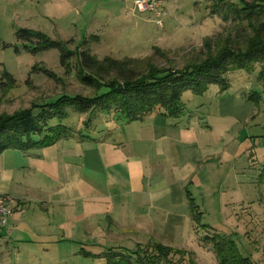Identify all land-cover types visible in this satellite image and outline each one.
I'll use <instances>...</instances> for the list:
<instances>
[{"label":"crops","instance_id":"0c3cea01","mask_svg":"<svg viewBox=\"0 0 264 264\" xmlns=\"http://www.w3.org/2000/svg\"><path fill=\"white\" fill-rule=\"evenodd\" d=\"M213 90L205 104L194 103L198 95L182 102L175 117L97 115L85 132L0 153V194L15 200L0 230V264L80 263L149 243L177 249L215 193L223 209L233 203L223 200L229 185L240 186V126L257 112L250 88Z\"/></svg>","mask_w":264,"mask_h":264},{"label":"rangeland","instance_id":"374dc122","mask_svg":"<svg viewBox=\"0 0 264 264\" xmlns=\"http://www.w3.org/2000/svg\"><path fill=\"white\" fill-rule=\"evenodd\" d=\"M230 1L240 4V0ZM212 4L213 0H167L163 10L165 16L158 24L153 14L136 12L133 0H0V81L2 70L15 80L13 87L0 88V118L28 111L33 106L48 105L64 95L92 98L97 92L95 88L83 85L76 76V55L84 49H89L98 60L106 57L147 59L159 69L179 70L192 57L201 56L205 38L213 40L229 31L234 35L248 32L245 24L236 26L237 22L222 21L219 14L211 11ZM20 29L42 33L51 40L71 41L67 46L76 55L70 61L69 73L60 64L57 49L35 53L25 50L16 38ZM83 41L87 42L86 47L77 49ZM155 48L164 52L169 61L157 55ZM259 65H254V74L234 71L226 76L228 84L244 86L257 93L259 103L255 118L240 126L247 134V141L239 151L240 186L232 192L229 185L223 200L233 197V203L228 201L229 206L223 209L219 192L215 193V203L203 209L196 232H188L184 239L175 242L177 249L191 254L185 258L186 263L217 264L211 245L203 241L206 235L215 232L232 238L240 253L253 264H264V89L256 80ZM145 67L141 65L142 69ZM142 69L138 72H143ZM216 87L211 85L209 91L196 96L198 98L185 92L181 101L186 103L194 97L198 99L194 100L195 104H205L207 99L214 97ZM68 113L63 124L68 126L70 133L80 129L85 132L101 119V116L71 109ZM201 225L209 229L206 231ZM74 260L77 259L68 264H105L102 257L80 263Z\"/></svg>","mask_w":264,"mask_h":264},{"label":"trees","instance_id":"16d2710c","mask_svg":"<svg viewBox=\"0 0 264 264\" xmlns=\"http://www.w3.org/2000/svg\"><path fill=\"white\" fill-rule=\"evenodd\" d=\"M211 11L219 14L224 22H237L236 26L245 24L248 32L234 35L229 31L225 36L219 34L213 40L205 38L201 56L192 57L179 70L169 67L159 69L147 59L116 60L106 57L98 60L90 54L89 49L77 52L76 55L67 46L71 41L64 43L51 40L39 32L18 30L17 40L31 53L57 49L60 52V64L67 73L70 71V61L76 55L78 80L85 86L95 88L97 92L92 98L64 95L48 105L33 106L28 111L1 117L0 153L7 149L24 150L50 145L68 135L70 129L63 124L69 117L68 109L81 114L89 113L91 116L115 114L126 122L141 120L153 114L175 117L183 110L181 97L185 92L203 95L211 85L225 91L229 87L227 74L234 71L254 74L255 64H260L256 80L264 89V0L249 3L240 0L239 5L230 0H213ZM86 45L87 42L83 41L77 49ZM155 52L169 61L159 48H155ZM142 64L146 66L144 69L141 68ZM139 69L143 72H138ZM1 77V89L15 85L13 76L6 70H2ZM249 99L259 103L255 92ZM34 137H38V140L35 141ZM191 209L194 220L198 221L200 215L195 213L196 208L192 206ZM201 227L206 231L209 229L204 225ZM203 241L211 245L217 264H253L240 253L235 241L228 236L213 232L206 235ZM188 254L182 249L149 243L137 245L134 250L110 248L102 258L105 264H184Z\"/></svg>","mask_w":264,"mask_h":264},{"label":"built area","instance_id":"2783aa9c","mask_svg":"<svg viewBox=\"0 0 264 264\" xmlns=\"http://www.w3.org/2000/svg\"><path fill=\"white\" fill-rule=\"evenodd\" d=\"M167 0H133V9L138 13H151L161 24L165 16L164 7ZM15 213V200L10 195L0 194V230L9 226V221Z\"/></svg>","mask_w":264,"mask_h":264}]
</instances>
